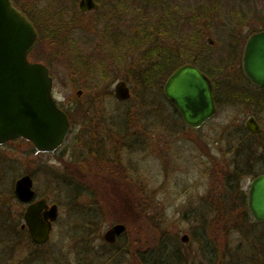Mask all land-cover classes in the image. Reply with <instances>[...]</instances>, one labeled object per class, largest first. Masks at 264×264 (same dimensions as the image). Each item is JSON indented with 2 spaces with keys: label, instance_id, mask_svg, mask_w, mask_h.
<instances>
[{
  "label": "rangeland",
  "instance_id": "1",
  "mask_svg": "<svg viewBox=\"0 0 264 264\" xmlns=\"http://www.w3.org/2000/svg\"><path fill=\"white\" fill-rule=\"evenodd\" d=\"M25 1L23 9L32 16L39 34L29 59L49 67L52 95L68 112L70 130L52 152H36L24 139L1 144L0 197L10 210L21 209L12 196L13 186L22 174H30L38 194L58 203L49 261L143 264V259L155 264L151 255L159 245L162 252L173 253L171 264H264V223L254 224L244 209L255 175L245 169L243 144L236 140L241 133L236 124L246 118L247 107L227 108L221 101L212 119L190 128L161 95L160 77L154 88L138 84L139 73L148 67L139 52L143 48H136L133 62L95 59L94 28L78 27L70 39L56 36L51 41L52 26L43 16L51 11L50 0ZM53 1L54 22L70 20L86 26L92 17L78 14V0ZM133 1L136 8L149 4ZM197 6L210 15L187 21L186 27L179 24ZM172 7L177 8L171 16H179L177 21L162 23V17L142 9L135 12L134 26L145 29L155 23L171 29L175 23L182 28L185 48L192 23L210 22L215 27L264 23V0H174ZM245 29L232 33L249 31ZM213 38L210 49L216 50L223 40L217 30ZM73 47L78 54L69 56ZM89 51L91 57L86 56ZM121 79L130 88L125 101L113 93ZM260 121L264 129V105ZM261 139L260 152L250 160L260 168L264 167V132ZM108 170L114 173L107 174ZM115 222L124 223L126 229L114 244H107L102 234ZM183 234L188 236L185 242Z\"/></svg>",
  "mask_w": 264,
  "mask_h": 264
},
{
  "label": "flooded vegetation",
  "instance_id": "2",
  "mask_svg": "<svg viewBox=\"0 0 264 264\" xmlns=\"http://www.w3.org/2000/svg\"><path fill=\"white\" fill-rule=\"evenodd\" d=\"M56 1L62 2L64 0H55L53 2L56 3ZM79 1L80 0L77 1L78 9H76L79 11L78 14L80 16L91 14L92 16L89 20H87L86 26L82 23L80 24L79 22L70 20H67L70 22L52 21V10L56 8L54 6L53 9L51 3L49 4L52 12L48 11L46 14L43 13L44 19L50 21L51 25H49L52 26V32L48 35L50 38L49 40L55 41L56 36H62L66 40L70 39L75 28L80 27V29L84 31L85 29L83 26H90V29L92 27L95 31V59L110 58L114 60V62H117L118 59L124 61L128 59L127 61L133 62L136 58V48L138 51L140 48H143L142 51L139 52L143 53V61H146L149 69L152 70L150 72L153 74L156 71L160 72L161 75L165 77V80L172 74V72L184 64L195 66L209 79L211 84L212 96L216 111L210 119H212L217 113V109L221 101H223L227 108L239 106V108L242 109V107H247L245 110L247 114L246 118L241 120L240 123L236 125L241 130L240 132L244 134V137L249 139V156L256 159L255 154L259 153L260 149L262 148L261 135L264 132L260 121L262 106L264 105V84H255L249 79L244 70L243 57L248 38L254 33L263 31L264 23H252L244 25L221 24L218 27H215V25L210 22L192 23L191 28L188 30L190 31L189 38H184L187 39L185 42L188 45L187 47L183 48L182 28L176 27L175 23L173 24L174 28L171 29H168L165 24H162V27L160 25L157 27L155 23L148 24L145 29L141 26H134L135 12L138 13L142 9L146 10V13H148V11L152 12V15L154 16L159 15L157 18L162 17L164 19L162 23L165 22L168 24L169 21H174V19L177 21V18H180L179 16L171 17L176 13L177 10V8L174 10L172 9L174 0H161L159 3H157L155 0H147L149 4L144 2L145 4L147 3L146 8H136L133 0H92L96 7L85 10L80 9ZM200 6L205 9L203 5ZM200 6L195 7V9H193V13L182 16L179 20V24L186 27L188 24L187 21L191 23L190 21L192 20L207 18L210 15V11L203 9L199 10L198 7ZM244 6H246V9H248L247 3L244 4ZM33 21L32 23H34ZM34 24L33 26L35 27L36 24ZM70 24L74 26L69 28ZM229 26H238V28L231 29ZM37 28L35 27L38 39L39 34ZM242 28H246L245 30L249 31H245L244 33L241 32L240 34L237 32L232 33V31H238ZM213 29L218 31L219 36L222 37L221 40H223V43L219 45L216 50L210 49L215 43V39L213 38ZM119 45L122 47L116 48ZM68 51L70 52V49ZM76 51L78 50L73 47L72 52L68 53V55L75 56L78 54ZM90 53L91 51H89L86 56L88 55L91 57ZM120 57H122V59ZM31 60L34 61L33 59ZM127 74L128 71L125 75ZM123 77L124 76H121V78ZM218 78L221 79V81H218ZM164 97L166 98V96ZM170 104L175 108L182 119L178 109L171 102ZM250 119H252L254 123L258 125L260 131L253 132L248 128L246 123ZM182 121L184 122L183 119ZM241 142L244 143L242 137ZM35 151L37 152L36 149ZM254 164L258 165V162H254ZM250 167L254 168V165H251ZM263 168L264 167H259V173L256 176L264 174ZM107 172H112V170H108ZM23 175L26 174H22L21 176ZM27 175H29L32 179L31 189L33 191V197L30 200H20L15 194L13 186L12 196L21 209H15L14 211L13 209L10 210L5 200L0 197V264H53L49 261L51 250L50 242L55 224L58 221L59 206L53 198H49L45 194L39 195L38 190L34 188L32 176L30 174ZM247 197L248 192L245 199V211L247 212L249 219L252 220L254 224L264 223V221H258L254 219L251 215L247 205ZM39 199L45 200V204L39 212L42 221L45 223H48L50 220L46 214H48L53 205L57 206V217L55 220L51 221L47 238L42 242H37L34 240L25 218L27 207ZM116 223L122 222H115L113 224ZM124 231L122 233H124ZM103 234L102 238L107 244H114L121 235H118L114 242H108L104 238ZM251 254L249 252L246 253V257H250Z\"/></svg>",
  "mask_w": 264,
  "mask_h": 264
},
{
  "label": "water",
  "instance_id": "3",
  "mask_svg": "<svg viewBox=\"0 0 264 264\" xmlns=\"http://www.w3.org/2000/svg\"><path fill=\"white\" fill-rule=\"evenodd\" d=\"M79 7L85 10L96 5L92 0H80ZM36 39L31 20L12 0H0V144L23 138L38 152H52L65 139L69 120L53 98L48 67L28 58ZM243 66L253 83L264 84V30L248 38ZM163 91L190 127H200L216 111L210 81L193 65L184 64L172 72ZM114 96L120 101L130 98L126 81L115 83ZM246 125L253 132L260 131L252 119ZM31 187L32 179L26 174L15 181L14 192L20 200L28 201L33 197ZM247 198L253 218L264 221V174L251 180ZM44 204L45 200L39 199L25 212L32 237L37 242L46 240L51 221L57 217V206L53 205L46 214L50 218L48 223L42 221L39 212ZM124 230L123 223H116L103 235L108 242H114ZM187 239V234L181 236L182 241Z\"/></svg>",
  "mask_w": 264,
  "mask_h": 264
},
{
  "label": "trees",
  "instance_id": "4",
  "mask_svg": "<svg viewBox=\"0 0 264 264\" xmlns=\"http://www.w3.org/2000/svg\"><path fill=\"white\" fill-rule=\"evenodd\" d=\"M25 0H13V2H14V4L18 7V8H20V9H22V12H24L32 21H33V18H32V16L29 14V13H27L24 9H23V4H22V2H24ZM26 2V1H25ZM25 2H24V4H25ZM50 3H51V0H50ZM49 3V4H50ZM155 67V66H154ZM156 69H158V68H156ZM150 71H152V70H150L149 69V67H146L142 72H140L139 73V75H138V84L139 85H141L142 87H143V89H147V88H154L155 86H157V79L156 78H161L160 79V85H158L159 86V90H160V92H161V95L163 96V98H164V100H167L165 97H164V95H163V90H162V86H163V82L165 81V78L161 75V73L160 72H155L154 74L152 73V72H150ZM103 75H105V74H100L99 76L100 77H102ZM105 77V76H104ZM168 102V101H167ZM171 105V104H170ZM172 106V105H171ZM173 107V106H172ZM173 109L175 110V108L173 107ZM66 113H67V115H68V112L66 111V110H64ZM176 111V110H175ZM177 112V111H176ZM69 117V116H68ZM239 134H240V136L243 138V142L244 143H242L241 142V140H238V138L240 137L239 136ZM240 137V138H241ZM236 140H237V143H239V141H240V143L239 144H243V150H242V154H241V158L243 159V161H244V166L246 167L245 169L246 170H248V173L249 174H254L255 176L259 173V165H256V164H254V168H251L250 166H251V164H250V160L252 159V157L251 156H249V150H248V145H249V139H247V138H245L244 137V134H242V133H238V135H237V138H236ZM249 164H250V166H249ZM114 172H107V174H110V175H112ZM245 209V208H244ZM246 214H247V212H246ZM159 245L155 248V251L152 253V255H151V257H155V259L153 260V261H155V262H153V263H155V264H163V262H166V259L168 260V263L169 264H171L172 263V261H173V258H174V255H173V253H170V252H168V251H165V252H162L163 250L162 249H159ZM173 250V249H172ZM174 254L176 255L177 253H176V250L174 249ZM170 253V254H169ZM162 254H164V256H162ZM169 254V255H168ZM168 255V256H167ZM167 256V257H166ZM177 256V255H176ZM166 258V259H165ZM142 263L143 264H146L145 262H144V260L142 259ZM148 263V262H147ZM148 264H150V263H148Z\"/></svg>",
  "mask_w": 264,
  "mask_h": 264
}]
</instances>
